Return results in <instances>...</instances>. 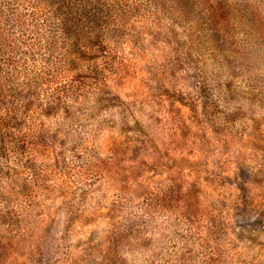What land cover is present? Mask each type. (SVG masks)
<instances>
[{"label":"rangeland","instance_id":"rangeland-1","mask_svg":"<svg viewBox=\"0 0 264 264\" xmlns=\"http://www.w3.org/2000/svg\"><path fill=\"white\" fill-rule=\"evenodd\" d=\"M107 1L119 35L80 61L46 0H0L28 139L0 264H264V0Z\"/></svg>","mask_w":264,"mask_h":264},{"label":"trees","instance_id":"trees-1","mask_svg":"<svg viewBox=\"0 0 264 264\" xmlns=\"http://www.w3.org/2000/svg\"><path fill=\"white\" fill-rule=\"evenodd\" d=\"M46 3L52 7V15L57 19L61 36L68 43L70 52L80 61L93 57L88 52L91 48L102 47L103 36L110 35L116 39L119 35L120 27L117 18H114L116 13L107 0H46ZM1 74L0 153H5L9 146L21 152L28 139L14 114V101L20 93L10 84L9 76Z\"/></svg>","mask_w":264,"mask_h":264}]
</instances>
